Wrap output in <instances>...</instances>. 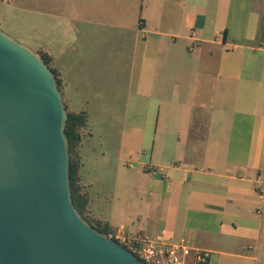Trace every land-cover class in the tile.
<instances>
[{
    "label": "crops",
    "instance_id": "1",
    "mask_svg": "<svg viewBox=\"0 0 264 264\" xmlns=\"http://www.w3.org/2000/svg\"><path fill=\"white\" fill-rule=\"evenodd\" d=\"M29 10V38L52 57L70 111L105 80L81 68H131L128 99L157 113L150 161L137 163L138 223L130 164L120 151L109 168L84 128L88 214L113 232L185 240L211 264H264V0H41Z\"/></svg>",
    "mask_w": 264,
    "mask_h": 264
},
{
    "label": "water",
    "instance_id": "2",
    "mask_svg": "<svg viewBox=\"0 0 264 264\" xmlns=\"http://www.w3.org/2000/svg\"><path fill=\"white\" fill-rule=\"evenodd\" d=\"M52 68L0 28V264H145L74 205Z\"/></svg>",
    "mask_w": 264,
    "mask_h": 264
},
{
    "label": "rangeland",
    "instance_id": "3",
    "mask_svg": "<svg viewBox=\"0 0 264 264\" xmlns=\"http://www.w3.org/2000/svg\"><path fill=\"white\" fill-rule=\"evenodd\" d=\"M41 0H0V28L9 36L39 51L38 44L29 38L31 20L30 7L39 5ZM41 43L40 41H37ZM83 71L103 73L105 80L93 84L85 96L70 106L79 112H86L88 120L87 132L92 134L90 144L97 151L107 155L109 168L116 169L115 163L122 151V157L130 164L131 212L136 213L135 222L144 220L146 210L140 197H145L141 189L142 177L137 163H149L152 141L157 129V113L149 114L154 106L140 105L138 99H128L131 68H81ZM102 77V76H101ZM100 77V79H101ZM97 81V80H95ZM82 93H85L82 91ZM148 110V111H147ZM147 143L144 145V143ZM151 145V146H150ZM149 147V148H146ZM153 164V163H152ZM153 165H147V167ZM112 175V174H111ZM107 186V191L114 190V172ZM113 184V185H112ZM103 187L100 185V190ZM96 190L92 193L95 194ZM137 203L133 204L134 198ZM133 199V200H132ZM156 236V235H154ZM152 236V237H154Z\"/></svg>",
    "mask_w": 264,
    "mask_h": 264
},
{
    "label": "built area",
    "instance_id": "4",
    "mask_svg": "<svg viewBox=\"0 0 264 264\" xmlns=\"http://www.w3.org/2000/svg\"><path fill=\"white\" fill-rule=\"evenodd\" d=\"M146 171L154 177L161 174L163 178H168L164 170L156 166H149ZM258 193L264 199V182L260 178ZM110 237L128 248L145 264H188L190 256L193 257L191 264H211V252L208 250L193 248L185 240H168L164 233L155 237L132 234L124 226H120Z\"/></svg>",
    "mask_w": 264,
    "mask_h": 264
},
{
    "label": "trees",
    "instance_id": "5",
    "mask_svg": "<svg viewBox=\"0 0 264 264\" xmlns=\"http://www.w3.org/2000/svg\"><path fill=\"white\" fill-rule=\"evenodd\" d=\"M38 54L52 68L58 79L60 89L62 90V80L60 78L59 72L52 67V57L43 51L38 52ZM87 120L88 117L86 112H73L68 109V120L65 131L69 142L71 158L70 178L72 198L77 210L92 226H94L97 230L101 231L102 233L111 236L113 231L106 222L92 218L88 214L87 207L89 205V196L88 193L84 191V186L81 182L82 163L79 154V148L84 139L83 130L87 125Z\"/></svg>",
    "mask_w": 264,
    "mask_h": 264
}]
</instances>
